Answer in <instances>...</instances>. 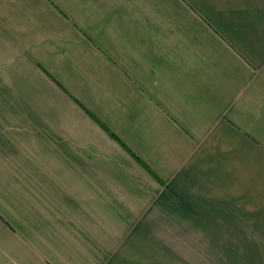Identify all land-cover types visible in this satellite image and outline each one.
<instances>
[{
	"label": "crops",
	"instance_id": "obj_1",
	"mask_svg": "<svg viewBox=\"0 0 264 264\" xmlns=\"http://www.w3.org/2000/svg\"><path fill=\"white\" fill-rule=\"evenodd\" d=\"M0 264H264V0H0Z\"/></svg>",
	"mask_w": 264,
	"mask_h": 264
}]
</instances>
